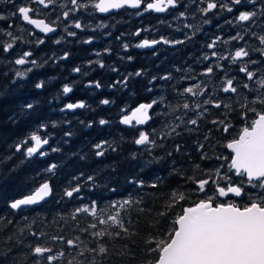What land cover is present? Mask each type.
<instances>
[{"label": "trees", "instance_id": "trees-1", "mask_svg": "<svg viewBox=\"0 0 264 264\" xmlns=\"http://www.w3.org/2000/svg\"><path fill=\"white\" fill-rule=\"evenodd\" d=\"M13 2L19 5L22 2H27V0H13ZM60 2L61 0H58L56 6H50L47 10L40 5L33 4V7L41 9L39 14L33 15H38V17H42L49 22L55 20L56 15L61 11ZM182 3H188V0H182ZM70 6V4H66V7ZM241 6L238 7L241 8ZM130 10L132 9L124 8L107 15H100L89 8L87 11L73 14L69 18L70 20L80 19L82 23L90 24L92 27L85 28L83 31L69 27V30L75 31L77 35L68 37L64 32L66 21L63 18L55 33L42 35L17 19V17L11 15L14 8L10 0H0V15L5 18L0 20V28L7 29L8 25L11 24L13 27L8 30L13 31L17 36H22L23 41L30 42H18L15 45L12 56L8 57L9 59L14 58L25 50L33 51L34 55L32 58L39 59L41 62L53 55L62 56L64 51L71 53V57L68 60H57L55 63L49 62L45 64L43 68L30 74L23 88L4 98H0V157H13L7 162L0 160V177H8L7 179H0V217L4 218L0 220V264H34V258L28 255L30 251L28 245L35 243L51 246L54 252L64 251V257L55 262V264H67L68 260L73 256H76L77 260L84 261L86 264L87 260L91 258L90 254L85 253L83 257L78 256L79 246L69 249L65 243L53 242L48 237L62 235L67 240L75 239L79 236L80 241L90 247H95V239L88 233L79 231L80 228H88L91 223H94L93 218L87 214H78L77 219L73 221L71 212L80 206L81 203L88 204L91 200H96L101 207H106L110 201L126 197L130 193L143 199L142 204L134 206L124 216L126 227H128L130 233L134 234L128 237L121 233L120 237L111 239L101 237L100 240L109 249V254L104 260V264H145V262L155 258L154 254L147 252L149 245L145 244V241L148 237L156 236L158 233L162 237L168 231L172 219L181 211L183 206H188L193 200L203 198V194H193L187 201H182L180 207L174 206L169 215L164 218L159 217L157 213L165 211L164 204L169 200V194L172 190L190 191L195 187L190 182L185 183L181 176L173 174V168L178 172H182L184 176H191L195 165L199 164L202 169H213L219 167L221 163V161L215 159L216 156L221 154L224 156L229 155V151L223 145L234 138L244 124V120L239 115L240 109L236 97L239 94H247L250 98L255 94L248 92L242 87L243 83L247 82V78L238 71L239 63L230 65L228 62L224 63L226 61H220L221 64L225 65L228 76L236 78L238 86V94H225L213 91L214 85L222 83L220 78L225 75V72L215 70L211 77L200 75L208 64L214 62V58L209 61L200 59L203 54L211 51L201 44L200 38L202 34L200 33L192 41L182 45L159 44L150 49L129 47L124 50L122 48L123 43L134 45L142 38L159 39L164 36L169 39H183L185 32L189 31L183 29L184 23L199 26L198 19L196 20L197 15L194 17L191 15V13L195 12V7L191 4H189L187 9L189 16L186 20L180 21L173 19L177 15L176 11L158 13L156 19L152 22V15L137 18L134 14L129 13ZM179 10L184 11L186 9L180 8ZM99 23H104L107 27L103 29L95 28V25ZM178 26L182 29L181 31H176ZM137 28H145L149 29V31L142 32L138 37L131 35ZM250 30L259 32V29L255 28V26H251ZM238 31H243L242 26L239 25L237 31H229L224 36L228 39ZM121 34H124L122 39L116 40V37L121 36ZM217 35L219 33L212 30L209 39ZM61 36H64L62 43L60 45L54 44L53 41ZM89 36L94 37L93 42L91 44L82 43ZM39 37H43L46 42L43 45L36 46L35 40ZM4 39H7V37L0 36V40ZM245 42L250 47H261L259 42L248 33L245 34L244 40L230 43L228 49L221 50L217 47L216 51L230 52L236 47L245 46ZM104 48H111V52L104 53ZM189 48H192L197 53L196 60H191L190 57L186 56ZM95 51L102 53L100 59L107 66L104 69L95 64L88 65L87 61L97 59L94 54ZM128 56L133 59L129 61L127 59ZM250 58L257 61L256 66L249 65L250 70L256 71L258 68L264 67V65L260 64V61L264 60L259 53L252 52ZM248 59L245 58V61ZM77 65L83 66V71L87 72L88 75L82 76L72 72V68ZM10 67L0 64V72L9 73L8 81L0 78V84H7L11 80ZM111 67H115L118 71L112 72L110 70ZM140 69L145 70V75L141 77L133 76L127 89L85 87L89 80H99L104 85H108ZM176 69H180V71H176ZM165 73H171L172 79L169 81H152V84L149 85L148 82L152 76H162ZM187 75L194 76L196 80H181L182 76ZM38 80H49L50 82L44 89L37 90L34 88V83ZM199 81L209 84L206 92L212 93L225 103H231L236 110L226 114V110L223 107L216 109L210 105L206 106L209 108V112L205 113L197 125H182L177 129L180 132L179 136L161 137L160 133L162 131L167 132L170 130L172 123H178L174 121L172 114L163 115V113L169 112V105L183 103L184 99L189 103L199 99L202 103L203 99L210 98L208 95L199 98L186 95L183 99L178 97L173 90L174 88L177 91L182 90L187 84ZM73 82L74 90L72 93L62 100L53 99L54 96H57L64 83L73 84ZM148 87H152L153 91L148 92ZM160 95H163L165 100L162 105L154 106V113H161V115L155 116L153 113L154 119L149 124L138 127L149 132L153 129L156 130L154 139H156L158 146L149 155L142 147L131 143V140L138 133L132 131L128 126L118 123L120 117L119 109L125 108L127 112L135 104L141 101H151ZM81 99L87 102L90 106L89 109H78L75 110L74 114L61 113L59 111L63 104ZM101 99H111L115 103L107 106L99 105ZM31 101L37 102L36 111L31 117L20 118L18 115L20 106ZM14 113L17 114V120L11 121L9 118ZM177 114L181 113L178 112ZM65 118L71 121V130L74 133L70 138H66L67 143H63L62 138L63 132L70 130L68 125L62 124L60 128L55 130L49 129V131L55 133L51 146H59L61 151L51 153L43 163H25L15 172H12L11 169L19 164L20 159H22L19 153H15L14 144L31 131L39 121H62ZM100 118L115 121V123L108 126H100L98 123H94L91 128L82 127L79 123L80 121L85 123L88 121L96 122ZM191 118H196L194 113H189L188 117H186V119ZM214 119H226L232 125L230 131L224 133L222 128L213 126L211 121ZM165 124H169V128H165ZM185 127L193 130L185 131ZM206 135L209 136L208 140L204 139ZM120 137L124 138V142L120 144L117 152L110 151L105 157H96L94 155L91 148L92 144L97 143L101 139H119ZM161 144L163 147L159 146ZM177 144L182 146L180 152L175 151ZM200 144L204 145L203 149H199ZM133 152L140 153V156L135 161L130 159V154ZM169 152L172 153L171 157L167 155ZM14 153L15 155H13ZM204 153H207L212 159L201 160L200 157ZM82 156L85 158L81 159ZM157 157H162L163 159L151 165L144 164L146 160H154ZM36 159L40 160L42 158ZM48 163H57L59 165L57 177L53 181V195L47 198L46 202H41V204L32 206L30 209L13 213L7 208L8 201L28 194L31 187H33L28 178L47 167ZM222 171H226V165ZM97 172H100L96 181L99 187L90 190L89 187L85 186L79 196L71 199L63 197V190L65 187L71 186L69 182L72 181L73 176L83 173L86 180L88 175ZM199 176L202 178L203 173H199ZM158 177L162 178V180L157 188L153 189L147 186ZM40 179V177L37 178L38 181ZM130 179H143L146 186L137 189L134 184L128 183ZM72 183L74 184L75 182ZM81 183H84V181L82 180ZM112 188H115L116 191H109ZM207 194L211 195L212 193L208 191ZM237 202L244 203L245 201L238 199ZM138 208H143L144 211H138ZM58 214H64L65 218L61 220ZM24 217L28 218L27 221L23 219ZM9 220L12 221L11 224H8ZM33 220H35V223H33ZM150 224L155 225V227L150 226ZM27 225L31 226L32 232H44L46 236L37 239L30 234ZM100 227L104 226L98 225V229ZM20 229H23V231L21 232ZM18 240L21 243H17ZM125 245H127V248H125ZM151 246L155 247V244ZM9 249L12 250L11 253L8 252ZM120 253L124 254L120 255Z\"/></svg>", "mask_w": 264, "mask_h": 264}, {"label": "snow or ice", "instance_id": "snow-or-ice-1", "mask_svg": "<svg viewBox=\"0 0 264 264\" xmlns=\"http://www.w3.org/2000/svg\"><path fill=\"white\" fill-rule=\"evenodd\" d=\"M10 3H12V7L14 8L12 16L17 17V19L22 20L27 25L34 26L35 29H38L43 34L55 33L63 18L66 21L64 32L68 37H75L77 35L75 31H70L69 27L82 31L85 28L92 27L90 24L86 25L82 23L80 19H69L73 14L87 11L89 8L100 13H109L110 10L127 7L129 9H136L135 15L137 16L148 12L166 13L176 11L177 15L173 19L180 21L186 20L189 16L187 9L189 4H191L195 7V12L191 13V15L195 16L196 13H199L202 24L205 25L212 23L211 16L220 15L224 12L232 14L236 6L243 5L246 9H250L239 10L238 15H235L233 20L228 21L230 24L242 26V32L238 31L228 39H224L220 35L214 36L204 46L211 50L210 53H205L200 58L203 61H209L214 58V62L208 64L200 75L211 77L215 70L225 72V75L220 78L222 83L213 86L214 92L219 91L225 94H238V86L236 78L228 76L225 65L221 64L220 61H226L230 65H237L239 63L238 71L247 78V82H244L242 87L250 93H255L250 98L245 94L242 102L237 101L240 109L239 115L244 120V124L241 126L238 134L223 145L224 148L229 150V155L224 156L221 154L215 157L217 161H221L219 167L202 169L197 164L191 176H184L182 172H178L173 168V174L181 176L185 183L190 182L195 187L190 191L172 190L169 194V200L164 204L165 211H161L157 215L161 218L166 217L174 206L180 207L181 202L187 201L193 194H203V198L193 200L190 205L183 206L181 211L172 219L168 231L162 237L159 233L156 236L148 237L145 241V244L149 245L147 252L154 254L155 258L145 262V264H264V67L258 68L256 71L249 68L250 64L253 66L257 65V61L250 58L252 52H257L261 57H264V0H188V3H182V0H61L59 3L61 11L56 15V19L50 22L38 18V15H33L39 14L41 9L32 5L37 4L47 10L50 6H56L58 0H27V2H22L19 5L10 0ZM66 4H70L71 6L66 7ZM180 8L186 10L180 11ZM3 19L5 18L0 15V20ZM251 26H255V28L259 29V32L251 31ZM12 27L13 25L9 24L7 29L0 28V36L7 37V39L0 40V64L11 66V80L7 84H0V98H4L23 88L30 74L43 68L45 64L49 62L55 63L57 60H68L71 57L69 51H64L62 56L57 57L53 55L41 62L39 59L32 58L34 55L33 51L25 50L14 58L9 59L8 57L12 56L15 45L18 42L30 43L29 41H23L22 36H17L13 31L8 30ZM106 27L104 23L95 25V28L98 29ZM182 27L189 30L185 32L183 39H169L164 36H161L159 39L145 38L134 45L123 43L122 48L124 50H127L129 47L150 49L159 44L182 45L192 41L202 31L200 26H194L190 23H184ZM181 30L179 26L176 28V31ZM146 31H149V29L137 28L131 35L138 37L142 32ZM248 33L259 42L261 47H250L245 42V46L236 47L230 52L216 51L219 44L227 46L234 41H242L245 39V34ZM123 35L117 36L116 40H121ZM93 39L94 37L89 36L82 43L91 44ZM63 40L64 36H61L59 39L54 40L53 43L60 45ZM45 42L43 37L35 40L36 46L43 45ZM103 52L110 53L111 48H104ZM94 54L97 59L87 61L88 65L95 64L101 69L107 67L102 59H100L102 53L95 51ZM245 58L249 59L245 61ZM127 59L130 61L133 58L128 56ZM260 64L264 65V61H260ZM110 70L112 72L118 71L115 67H111ZM176 71H180V69H176ZM72 72L81 74L82 76L88 75L87 72L83 71V66L81 65L73 67ZM8 75V72H0V78L5 81H8ZM144 75L145 70L140 69L108 85H104L99 80H89L85 87L127 89L129 81L133 76L141 77ZM171 79V73H165L162 76H152L148 83L151 85L152 81H169ZM188 79L196 80L194 76L190 75L181 77V80ZM49 82V80H38L34 83V88L42 90L47 87ZM208 87L209 84L199 81L183 87L179 91L175 88L173 89L176 95L181 98H184L186 95L193 98L208 95L210 98L203 99L202 103L199 99H195L192 103L184 99L183 103L169 105V112H165L163 115L172 114L174 121L178 123H172L169 131H162L160 133L161 137L179 136L180 132L177 129L182 125H197L205 113L209 112V108L206 106L210 105L216 109L223 107L226 110V114L236 110L231 103H225L223 100L216 98L212 93L206 92ZM73 90L74 82L73 84L64 83L57 96H54L53 99L62 100L72 93ZM147 91L152 92V87H148ZM164 100L165 97L160 95L150 102L139 103L127 112L125 108L119 109L120 117L118 123L128 126L132 131L138 133L131 140V143L142 147L149 155L158 146L156 139H154L156 130L153 129L149 132L137 126L149 124L154 119V114L155 116L161 115V113H154V106L162 105ZM114 103L115 101L111 99H101L99 101V105L105 106ZM36 108V101L24 103L20 106L18 115L20 118L31 117ZM89 108L90 106L87 102L81 99L63 104V107L59 108V111L61 113L74 114L75 110ZM178 112L181 114H177ZM189 113H194L196 118L186 119ZM9 119L16 121L17 114L14 113ZM79 123L82 127L91 128L94 126V123H98L100 126H108L115 123V121L100 118L96 122L88 121L85 123L84 121H80ZM211 123L213 126L222 128L224 133H228L232 127L231 123L226 119H214ZM62 124L68 125L70 129L63 132L62 142L67 143L66 138H70L74 134L71 130V121L65 118L62 121L42 120L36 123L31 131L14 144L15 153H19L22 159L11 171L15 172L25 163H43L51 153L60 152L59 146H51L55 133L49 131V129H58ZM164 127L169 128V124H165ZM192 130L185 127V131ZM204 139L208 140L209 136L206 135ZM123 142V137L119 139H101L97 143L92 144L91 148L96 157H105L110 151L117 152L120 144ZM159 146L163 147L162 144ZM181 147V145L177 144L175 151L180 152ZM203 147V144L199 145V149H203ZM167 155L171 157L172 153L169 152ZM139 156V152H133L130 154V159L135 161ZM12 158V156L0 157V160L7 162ZM36 158L42 159L37 160ZM84 158L83 156L81 157V159ZM161 159L163 158L157 157L154 160H146L144 164L151 165L154 162H159ZM200 159L209 160L212 157L204 153ZM225 165L226 171H222ZM58 168L59 165L57 163H48L47 167L37 172L34 176L29 177L28 179L33 187H31L28 194L9 200L7 208L15 213L30 209L32 206L41 204V202H46L47 198L51 197L54 193L53 181L57 177ZM201 172L203 173L202 178L199 176ZM99 175L100 172L88 175L86 180L83 173L73 176L72 181L69 182L71 186L65 187L63 190V197L75 198L80 195L85 186L89 187L90 190L99 187L96 183ZM38 177L41 178L39 181L37 180ZM7 178L0 177V179ZM82 180L84 183H81ZM161 180L162 178L158 177L147 186L155 189ZM72 182L75 183L73 184ZM128 183L134 184L137 189L146 186L143 179H130ZM209 186L211 187L209 188ZM109 191L115 192L116 189L112 188ZM208 191H211L212 194L208 195ZM238 199L245 202L238 203ZM142 203L143 199L141 197L130 193L126 197L110 201L106 207H101L96 200H91L88 204L81 203L80 206L76 207L71 212V219L73 221L77 219L78 214H87L95 221L88 228L79 229V231L88 233L95 239V247H90L88 244L80 241L79 236L75 239L65 240V237L62 235H53L48 237V239L53 242H63L69 249L79 246L78 256L83 257L85 253L90 254L91 258L87 260L86 264H104V260L109 254V249L100 238L108 237L111 239L120 237L121 233L128 237L133 235L134 233H130L128 227L125 225L124 216L134 206ZM137 210L144 211L143 208H138ZM58 216L61 220L65 218L64 214H58ZM3 219V217H0V220ZM23 219L27 221L28 218L24 217ZM11 223L12 221L9 220L8 224ZM33 223H35V220H33ZM98 225L104 227L98 229ZM150 226L155 227L153 224H150ZM27 227L30 234L37 239L46 236L44 232H32L30 225H27ZM20 231L22 232L23 229H20ZM17 243H21V241L18 240ZM152 244H155V247H152ZM28 247L30 249L28 255L34 258V264H55V262L61 260L65 255L63 250L54 252L51 246L42 243L30 244ZM125 248H127V245H125ZM11 251V249L8 250L9 253ZM123 254L120 253V255ZM74 262L75 264H85L84 261L77 260L76 256L69 259L67 264H74Z\"/></svg>", "mask_w": 264, "mask_h": 264}, {"label": "flooded vegetation", "instance_id": "flooded-vegetation-1", "mask_svg": "<svg viewBox=\"0 0 264 264\" xmlns=\"http://www.w3.org/2000/svg\"><path fill=\"white\" fill-rule=\"evenodd\" d=\"M125 9H129V8H125ZM133 10V11H132ZM130 10L129 13H132L135 15V12L137 11L136 9H132ZM239 10H250V9H246L243 5L240 7L236 6L234 8V12L232 14H229L227 12H224L220 15H214V16H211L210 19L212 20V23L210 24H202V19L199 15V13H196L197 17H196V20L198 19V25L201 27L202 30L205 29V27H207L209 30H214L216 32L219 33L220 36H222L224 39H227L224 35H226L229 31L230 32H235L238 30V26L239 25H233V24H230L228 23V21H231L234 19V16L235 15H238V12ZM96 12V11H95ZM115 12V11H114ZM111 13V12H110ZM150 13V14H149ZM109 14V13H108ZM157 14L158 13H154V12H148V13H142V15L140 16H137L135 15L137 18H144V17H148L150 15H152V22L156 19L157 17ZM107 15V14H106ZM194 17V16H193ZM228 19V20H227ZM144 20V19H143ZM142 21V20H141ZM215 26V28L213 27ZM212 38H210V41H211ZM209 41V42H210ZM219 49L223 50V49H227L228 47H230V44L225 46L223 44H219L217 46ZM263 58V57H262ZM264 60V59H263ZM224 63H227V62H224Z\"/></svg>", "mask_w": 264, "mask_h": 264}, {"label": "rangeland", "instance_id": "rangeland-1", "mask_svg": "<svg viewBox=\"0 0 264 264\" xmlns=\"http://www.w3.org/2000/svg\"><path fill=\"white\" fill-rule=\"evenodd\" d=\"M214 28H215V26H213ZM212 30L210 29H208L207 27H205V29L204 30H202L201 31V33L200 34H202V37L200 38V40H201V44L202 45H206L209 41H210V39H209V36H210V32H211ZM229 48V47H228ZM227 48V49H228ZM186 56H188V57H190V59L191 60H196L197 59V53L192 49V48H189L188 50H187V52H186ZM190 84H187V86H189ZM186 86V87H187ZM242 93V92H241ZM243 94H239L237 97H236V101H240V100H242V98H243ZM185 98V97H184ZM183 98V99H184Z\"/></svg>", "mask_w": 264, "mask_h": 264}, {"label": "water", "instance_id": "water-1", "mask_svg": "<svg viewBox=\"0 0 264 264\" xmlns=\"http://www.w3.org/2000/svg\"><path fill=\"white\" fill-rule=\"evenodd\" d=\"M117 10H119V9H114V10H110V12H114V11H117ZM109 12V13H110ZM96 13H98V14H100V15H106V14H108V13H100V12H97L96 11ZM38 18H42V17H38ZM42 19H44V18H42ZM22 21V20H21ZM23 22V21H22ZM23 23H25V22H23ZM26 24V23H25ZM34 31H36V32H38V33H40V34H42V35H49V34H43V33H41L38 29H35L34 28V26H31V25H29ZM50 34H52V33H50ZM143 39H145V38H142L141 40H143ZM263 59H264V57H263ZM141 102H145V101H141ZM141 102H139V103H141ZM147 102H150V101H147ZM139 103H137V104H135L133 107H131V108H134V107H136ZM118 121H119V119H118ZM137 127H143V126H137ZM229 151V150H228ZM26 195V194H25Z\"/></svg>", "mask_w": 264, "mask_h": 264}, {"label": "bare ground", "instance_id": "bare-ground-1", "mask_svg": "<svg viewBox=\"0 0 264 264\" xmlns=\"http://www.w3.org/2000/svg\"><path fill=\"white\" fill-rule=\"evenodd\" d=\"M228 20V19H227Z\"/></svg>", "mask_w": 264, "mask_h": 264}]
</instances>
